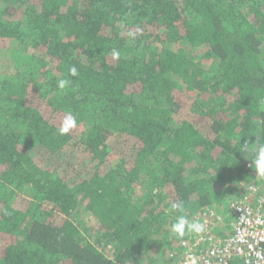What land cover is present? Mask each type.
I'll use <instances>...</instances> for the list:
<instances>
[{"label": "trees", "instance_id": "obj_1", "mask_svg": "<svg viewBox=\"0 0 264 264\" xmlns=\"http://www.w3.org/2000/svg\"><path fill=\"white\" fill-rule=\"evenodd\" d=\"M247 141L264 0H0V264H178L177 216L258 186Z\"/></svg>", "mask_w": 264, "mask_h": 264}, {"label": "built area", "instance_id": "obj_2", "mask_svg": "<svg viewBox=\"0 0 264 264\" xmlns=\"http://www.w3.org/2000/svg\"><path fill=\"white\" fill-rule=\"evenodd\" d=\"M249 141L244 148L251 150ZM251 161L247 165L250 167ZM264 192L250 185L248 192L231 204L234 215L229 234L215 228L225 222L216 208L209 207L193 216L204 225L200 234L189 233L182 241L178 264H264Z\"/></svg>", "mask_w": 264, "mask_h": 264}, {"label": "clouds", "instance_id": "obj_3", "mask_svg": "<svg viewBox=\"0 0 264 264\" xmlns=\"http://www.w3.org/2000/svg\"><path fill=\"white\" fill-rule=\"evenodd\" d=\"M130 36L135 37L136 33H129ZM113 58H118L120 53L113 49L111 53ZM70 76L77 74V69L73 66L69 69ZM70 79H61L57 87L64 90L69 87ZM77 127V118L71 112H67L58 129V134L61 136L69 134L74 128ZM254 146L249 151L248 155H244L246 159L251 161L250 167L254 169L256 176L264 178V143L253 142ZM182 207L180 203H172L170 209L167 211L169 214L176 209ZM204 231V225L195 220H189L186 215H179L175 218V222L171 225V233L177 238H182L186 233L200 234Z\"/></svg>", "mask_w": 264, "mask_h": 264}, {"label": "rangeland", "instance_id": "obj_4", "mask_svg": "<svg viewBox=\"0 0 264 264\" xmlns=\"http://www.w3.org/2000/svg\"><path fill=\"white\" fill-rule=\"evenodd\" d=\"M256 179H257L256 181H259L257 187L260 189V191L264 192V178L257 177ZM216 209H217V211H222L221 213H224L222 215L225 217V221L227 222V224L228 223H232L233 219L232 220H227V216L229 217L232 214L231 213L232 211H228L226 213V211L224 212L223 209H220L218 206L216 207ZM91 218H92V216L87 215V214L84 216V220L85 219L86 220H90ZM233 218H234V215H233Z\"/></svg>", "mask_w": 264, "mask_h": 264}, {"label": "crops", "instance_id": "obj_5", "mask_svg": "<svg viewBox=\"0 0 264 264\" xmlns=\"http://www.w3.org/2000/svg\"><path fill=\"white\" fill-rule=\"evenodd\" d=\"M226 224L227 223L224 222V225H226ZM223 230H224V227H222V226H218V227L215 228L216 233L226 235V234H229V232H231L232 225L229 226V228H228V230L226 232H223Z\"/></svg>", "mask_w": 264, "mask_h": 264}]
</instances>
